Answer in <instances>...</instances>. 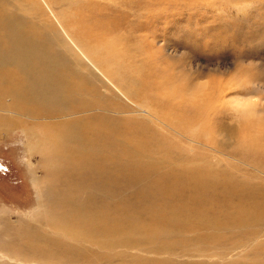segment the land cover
Listing matches in <instances>:
<instances>
[{"label": "rangeland", "instance_id": "1", "mask_svg": "<svg viewBox=\"0 0 264 264\" xmlns=\"http://www.w3.org/2000/svg\"><path fill=\"white\" fill-rule=\"evenodd\" d=\"M0 1L8 11L14 14L13 16H18L23 21L31 22L25 28L27 31L25 33L29 34V38L44 29L47 30V36L52 39L56 37L62 38L61 41H56L58 43L53 44L51 47L59 52H65V56L68 55V50H66L68 46L65 47L63 43L64 38H66V31L64 25L60 22V15L67 10V14L72 16L75 25L79 27V36L87 35L90 36V39L94 38L99 42L109 41L114 45L113 48L117 49L116 52L121 55V61L116 60L115 62L117 64L116 68H118V70L116 68L115 70L123 78L122 83H118L127 93V96L121 94L116 88L114 89L113 83L108 79L109 77L107 78L98 72L90 61L73 51L76 55L72 53L73 57L70 55V61L72 66L74 65V74L76 77L80 76L83 78L80 97L90 100L91 94H89V91L92 89L93 100L100 99L103 101L104 99L106 102L111 101L110 103L121 106V110H114L113 112L104 110L89 112L91 116L102 114L116 117L118 126L123 125L122 119L144 118L145 116L146 122L157 132L167 136L170 141L176 143L178 149H180L182 154L184 153L183 155L186 158L183 161L171 162L170 166H165L166 168L164 169H167V172L172 171L175 167L177 169L181 168V170L187 166L189 168H199L203 163H210L212 158L213 164L215 165L216 163V167L220 170H230L241 165L244 170H247L248 166L244 165L242 157L239 158L227 149L219 150V152L212 151L206 147L205 142L199 139L204 140V137H208L209 133L207 132L210 122L215 123V125L219 123V128L213 129L211 127L213 135L218 140L227 139V141H224L228 142L227 145H231L232 141L231 146H233L234 139L236 140L242 136L237 133L243 129L241 127L243 119L245 114L249 115L251 105H256L254 109L255 117L262 116L264 113L262 111V108L264 109V4L259 3V0ZM33 2L35 3L33 4ZM252 8H255L256 11L249 16V10ZM208 9H214L215 11ZM71 10L74 11L71 12ZM217 13H224L225 16L217 15ZM0 31L2 32L3 30L0 29ZM63 35L65 36L63 37ZM91 43L95 42L92 40ZM76 49L79 52L78 48ZM3 79L0 76V91L4 92V103V101L9 102L12 99L13 89L5 86ZM196 81L202 82L205 89H207L206 92H209L210 89L214 90L216 87L217 89L218 87L220 89L226 87V91H220L219 101H216V106L218 105L220 108L216 109L217 114L210 118V122L204 116L193 125H186L177 123L179 118L172 113L157 111V114L149 115L140 107L135 96L133 97L129 92V88L131 89L133 86L139 87V92H144L143 87H149V89H152L151 91L154 90L155 94L158 91V94L162 97L170 98L169 95L176 90L179 92L181 89H185L190 93L195 91V89L199 90L202 86L198 89L197 84L199 83H196ZM253 83L258 86L260 91L254 90L255 85ZM174 89L176 90L174 91ZM238 89L239 92L236 93L235 90L238 91ZM6 91L9 93L5 94ZM172 98L173 96H171ZM176 100L177 102L178 100L195 102L194 98H188L187 92H179ZM35 103L37 102L35 101ZM9 109L12 110L5 103L3 106L0 105V129H3L0 130V264H55L58 262L53 260V255L46 258L36 253L26 242L20 239V230L22 228L25 229V224L27 225L28 223L39 228L41 233L44 232L48 237L53 238L47 244V249L53 253H59L60 258H62L60 264H264V224H262L264 222V210L260 211L256 207L248 210L247 220L244 222H239L235 219V222H231L222 228H205L197 223L191 227L190 232L182 233L183 231L181 230V232H170H177L180 235L176 238L174 237L176 236L175 234L171 235L169 233L171 235L169 238L171 239L168 242L165 241V238H162L161 242L157 240L148 244V242H145L146 240L133 238L134 240L130 241H133L130 246L114 242L116 245L106 248L96 239H91L88 243L75 241L72 238L63 236V234H61L62 236L59 235L61 233L59 230L51 228L40 221V218L48 209L61 210V206H58V201L53 200L52 197L60 188L68 187L66 185V181H69L68 179H72L76 183H71V186L76 185V188H78L75 192L76 195L78 194L77 197L82 200L88 199L89 210L94 207L97 210H101L108 205L109 207L103 209V211L105 213L109 210L110 213L122 200L131 202L134 205L141 204L142 200L138 191L148 186L150 179L156 180L157 176L160 178V175L162 176L166 171L162 166H159L158 169L152 172L154 175L134 182L133 179L132 181L128 180L129 177L131 178L130 173L132 170L122 161V164L118 162L120 164L117 172L120 175L119 177H106L102 173L99 175L97 174L98 170L89 163L90 167L82 170V172L89 171V192H84L80 187H77L79 185L77 183L79 181L78 178L76 179L68 173V175L65 174L62 177L63 174L60 173L59 168L46 159L47 155L43 151L46 148V144L43 145L44 142L42 143L41 141L43 137L41 125L49 120L41 116L33 121L34 112H30V117H27L23 113L12 114ZM202 127L206 130L201 129ZM225 130H230L231 136ZM117 142L118 140L115 138L113 145ZM68 144L69 146L66 147L65 152L72 151L75 154L70 157V162L72 163L73 161L72 164L78 165V167L80 165L85 166L84 155L80 154L77 148H74L73 142L68 141ZM119 147H122L120 148L121 150L127 148V150L134 151L135 159L138 158L145 163L155 164V162H149L148 160L144 161L146 159L140 155V153H144L143 151L151 153L150 148L137 151L124 145ZM117 149L109 147L107 142L102 146V149H99L101 152L90 149L93 153L91 158H89V162L92 160L97 166L103 162H112L115 158H119L113 154L114 150ZM221 152L224 154L222 155ZM98 161L101 162L98 163ZM180 163L182 164L180 165ZM123 164H125V168ZM249 165L252 166V164ZM138 167H143L144 169L145 166L138 164ZM169 167H172V169L168 171ZM132 168L140 169L135 166ZM241 173L244 176L254 174L241 171L239 175ZM260 179L264 180V175ZM57 180H60V182ZM144 190L145 193L146 189ZM101 198L103 200L98 203ZM78 202L81 203L80 201ZM262 203L260 202L258 206L261 207ZM123 205L125 206V203ZM227 208L231 207L225 206L219 214L224 216L222 213ZM130 210L139 214L142 218H146L149 215L148 210H141L136 207ZM244 214L243 212L238 213L240 217ZM108 219L110 223L106 228L110 230L113 228L112 219H115V217L110 216ZM32 228L28 229L31 230ZM214 230L218 231V233H214L216 232ZM227 230L231 233H228ZM97 233L100 234L99 232ZM112 235L111 232L107 236L103 233L104 239L106 238L108 242L111 240ZM225 235L229 236V238H226ZM54 236L60 237L62 241L58 244ZM222 237L224 238L222 239ZM172 238H175L173 240L175 242L172 241ZM192 241L195 242L193 243ZM218 241L221 243H218ZM177 242L181 244L178 245ZM63 243L64 247L62 246ZM161 243L162 246H160ZM236 243L238 244L236 245ZM175 244L176 246H174ZM65 245L71 246L72 250L65 247ZM79 245H82L86 251L85 253L79 251L80 248H76ZM232 246L235 247L233 248ZM40 247L45 249L46 245H41ZM146 247L149 249H146ZM151 249L152 251L148 252ZM27 253H30L29 256Z\"/></svg>", "mask_w": 264, "mask_h": 264}, {"label": "bare ground", "instance_id": "2", "mask_svg": "<svg viewBox=\"0 0 264 264\" xmlns=\"http://www.w3.org/2000/svg\"><path fill=\"white\" fill-rule=\"evenodd\" d=\"M34 3L35 2H33V4ZM73 11L71 10V12ZM67 12L68 10L63 11L64 14L62 13L60 15V22L64 25V29L66 31V36L63 35V37H66L64 38L63 43L65 47H69V49H67L68 47L66 48V50H68V55L65 56V52H59L51 47L53 44L58 43L56 41H61L62 38L60 39L56 37L52 39L47 36V30L45 29L36 34H31L32 36L29 38V34L25 33L27 32L25 28L28 27V24L31 22L29 23L19 19L18 16H13L14 14L8 11V9H6L0 1V29L3 30L2 32L0 31V76L4 78V85L12 88L14 92L13 93L11 91L13 94V96H11L12 99L9 102L4 101V103L7 107L12 109H9V112L12 114L23 113L27 117H30L29 113L34 112V117H32L33 121L34 119L37 120L41 116L42 118L49 120L45 121V123L41 125V133L43 135L41 141L42 143L44 142L43 145L46 144L45 150L42 149L44 146L41 149L44 151V154L47 155L46 159L53 162V164L59 168L60 173L63 174L62 177L68 173L71 174L72 177L76 179L78 178L79 181L77 183L79 185L77 187H80L82 191L84 190V192H89V171L86 170V172H82V170L89 168V163H91L92 166L98 170V172H96L99 175L102 173V175L106 177H119L120 175L117 172L120 164L118 162L121 163L122 161L132 170L130 173L131 178L129 177L128 180L132 181L133 179L134 182H137L154 175L152 172L158 169L159 166H162L164 169L166 168L165 166H170L171 162L185 160L186 158L183 155L184 153H181L176 143L170 141L167 136L162 135L153 129L146 122L145 116L144 118L135 117L122 119L123 125L118 126L116 117H109L102 114L92 116L91 114L89 115V112L93 110H104L108 112L121 110V106L115 103H110L111 101L106 102L104 99L103 101L100 99L93 100L92 97L94 95L92 89L89 91V94H91L90 100H88V98H81L80 90L82 89L83 78L80 76L76 77L74 74V65L72 66L71 64L70 55L73 57L72 53L75 51L77 55H80L84 59L90 61L98 72L107 78L109 77L108 79L113 83L112 85L114 86V89L116 88L121 94L127 96V93L118 83H122L123 78L118 73V68H116L117 64L115 63L116 60L121 61V55L116 52L117 49L113 48L114 45L109 41L99 42L94 38L90 39V36L87 35L79 36V27L75 25L74 19H72V16L67 14ZM92 40L95 43H91ZM75 47L78 48L79 52ZM75 52L73 53L74 55H76ZM115 68L117 70H115ZM35 75L37 76L36 78ZM196 83H199L197 84L198 89L202 86L199 90L195 89V91H192L191 93L185 89H181V91H179L187 92L188 98H194L195 102L186 100H178L177 102L176 99L179 96V92L176 90L177 88L174 89V91L176 90L175 92L173 91L174 93L169 95L170 98H166V96L162 97L158 94V91H156L157 94H155L154 90L151 91L152 89H149V87H143L144 92H139V87L133 86L131 89L129 88V92L133 95V97L135 96L140 107L149 113V115L157 114V111L172 113L177 115L179 118L177 123H183L186 125H193L204 116H206L207 120L210 122V118H213V116L217 114L216 109L220 108L218 105L216 106V101H219L218 98L221 95L220 91H226V87L222 89L219 87L217 89L216 87L214 90L210 89L209 92H206L207 89H205L201 81H196ZM92 88L95 89L94 87ZM254 90L260 91L256 85ZM235 92H239V89L238 91L235 90ZM3 93L4 92L0 91L1 106L4 105ZM7 93L9 92L6 91L5 94ZM96 93L94 94L96 95ZM171 96H173L172 99ZM35 101L37 103H35ZM255 108L256 105H251L249 115L247 116V114H245V118H242L243 125L240 121L241 119L239 120L243 129L237 134L242 136L236 140L234 139L235 137L231 138L234 139L233 146H231L233 143L231 140V145H227L228 142H224L227 141V139L218 140L213 135L211 127L213 129L219 128V123L215 125V123L210 122L209 130L208 132L206 131L209 133V135L207 134L208 137H204V140L198 138L202 142H205L206 147L212 151L214 150L219 152V150L227 149L239 158L242 157L244 165L248 166L247 170H244L242 165L235 167L234 169L231 168L230 170H220L216 167V163L215 165L213 164V158L211 160L212 163H203L199 168H189L187 166L181 170V168L177 169V167H173L174 169H172V167H169L168 171L171 169L172 171L167 172V169H164L166 173H163L162 176L160 175V178L157 176L158 178H156V180H149L150 183H148V186L144 187V189H146L145 193L144 189L138 191L140 199L142 200L141 204L134 205L131 204V202L122 200L120 204L116 205L114 209L110 211V213L109 210L105 213L103 211V209H107L109 207L108 205L101 210H97L95 207L92 210H89L88 199L82 200L77 197L78 194L76 195L75 192L78 188H76V185L71 186V183H76L72 179H68L70 182L64 179L67 182L66 185L68 187L62 186L64 188H60L59 191L52 197L53 200L58 201V206H61V210L55 211L54 208L46 210L42 214L40 221L46 223L55 230H59L61 232L59 235L63 234V236L72 238L75 241H84L88 243L89 240L96 239L106 248L116 245L114 242L130 246V243H133V241L130 242L133 238L146 240L145 242H148V244H150L149 242L153 243L157 240H160L161 242L162 238H165L166 240H164L168 242L171 239L169 236L172 234H175L176 236L174 237L176 238L180 235L177 232H170L181 230L183 231L182 233H187V231L192 229L191 227L197 223L203 225L205 228H222L231 222H235V219L239 222H244L247 220V214L250 208L254 209L256 207L260 211L264 210V180L260 179L261 176L264 175V113L262 116L259 115L258 117H255ZM262 111L264 112L263 108ZM149 123L151 124L150 121ZM203 127L205 126L203 125ZM203 127L201 129H204ZM204 130L203 132H205ZM225 132L230 134L231 131L225 130ZM115 138H117L118 142L113 145ZM68 141L73 142L75 146L74 148H77V151L84 155L83 160L85 159V166L80 165L78 167V165L72 164L73 161L72 163L70 162V157L75 154L72 151H69L68 153L65 152L66 147L69 146ZM190 141L192 142V140ZM106 142L108 146L113 149H117L120 145H124L125 147L128 146L129 148L131 147L133 150L137 151L150 148L152 151L151 153L143 151L144 153H140V155L146 159L144 161L148 160L149 162H155V164H148L138 158V160L135 159L133 154L134 151L127 150V148L121 150L120 148L122 147H119L120 150H114L113 154L119 158L116 159L114 156L116 160L114 159L112 162H103L101 160L103 163L98 161V163H100L99 166H97V164L92 160L89 162V158H91L93 153L90 149L101 152L99 149H102V146H104ZM223 154L224 153H222V155ZM247 162L252 164L254 167L249 165ZM138 164L144 165L145 170L143 167H138ZM181 164L182 163H180V165ZM257 164L259 165L257 166ZM123 165L125 168V164ZM133 166L140 169L132 168ZM241 171L254 174L244 176L241 173L239 175V172ZM57 181L60 182V180ZM102 200V198L98 200V203ZM260 202H263L261 207L258 206ZM123 203H125V206ZM225 206L231 208L225 209L222 213L224 216H221L219 212ZM133 207L141 210H148L149 215L146 216V218H142L139 214L130 210ZM239 212H243L245 214L240 217L238 215ZM110 216H114L115 219H112L113 228L108 230L106 227L110 223L108 219ZM262 224H264V222H262ZM32 226L33 225H30V223L27 225L25 224V229L22 228V230H20V239L26 242V244L36 251V253L45 256L46 258L53 255V260H57L58 262L56 263L60 264L62 258H60L59 253L56 254L47 249V244L50 239L53 238L48 237L44 232L41 233L39 228L35 226L32 228ZM30 227L32 228L31 230L28 229ZM110 232L113 235L111 236V240L108 242L106 238L104 239L103 233L107 236ZM229 232L230 231H228V233ZM214 233H218V231ZM54 237L58 244L62 241L60 237ZM212 237L214 238V236ZM227 237L229 238V236H226V238ZM223 238L224 237H222V239ZM174 239L175 238H172V241ZM219 241L218 243H221ZM162 243L160 246H162ZM176 244L174 246H176ZM180 244L178 243V245ZM237 244L238 243H236V245ZM41 245H46V248H41ZM62 246L64 247V243ZM65 247L68 246L65 245ZM68 248L71 249V246ZM76 248H80L79 251L82 253L86 252L82 245H79ZM146 249L149 248L146 247ZM158 249L161 250L160 248ZM149 251H152V249L148 250V252ZM159 253L161 254V252ZM29 254L30 253H27L28 256ZM17 256L19 255L17 254ZM44 261L46 260L44 259Z\"/></svg>", "mask_w": 264, "mask_h": 264}, {"label": "clouds", "instance_id": "3", "mask_svg": "<svg viewBox=\"0 0 264 264\" xmlns=\"http://www.w3.org/2000/svg\"><path fill=\"white\" fill-rule=\"evenodd\" d=\"M259 3L264 4V0H259ZM208 10H210V11H215L214 9H208ZM255 11H256L255 8L250 9V10H249V13H248L249 16H251L253 13H255ZM217 15L225 16L224 13H217Z\"/></svg>", "mask_w": 264, "mask_h": 264}]
</instances>
